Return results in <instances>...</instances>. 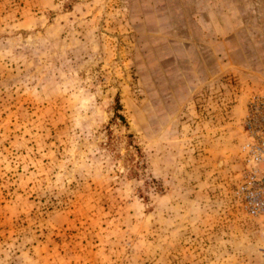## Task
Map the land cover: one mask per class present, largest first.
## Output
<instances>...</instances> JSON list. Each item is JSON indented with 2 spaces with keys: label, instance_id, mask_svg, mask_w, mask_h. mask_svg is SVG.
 <instances>
[{
  "label": "rangeland",
  "instance_id": "obj_1",
  "mask_svg": "<svg viewBox=\"0 0 264 264\" xmlns=\"http://www.w3.org/2000/svg\"><path fill=\"white\" fill-rule=\"evenodd\" d=\"M185 35L213 70L184 56L180 93ZM255 76L264 0H0V264H264L234 195Z\"/></svg>",
  "mask_w": 264,
  "mask_h": 264
},
{
  "label": "built area",
  "instance_id": "obj_2",
  "mask_svg": "<svg viewBox=\"0 0 264 264\" xmlns=\"http://www.w3.org/2000/svg\"><path fill=\"white\" fill-rule=\"evenodd\" d=\"M243 154L234 195L264 235V94H253L242 120Z\"/></svg>",
  "mask_w": 264,
  "mask_h": 264
},
{
  "label": "crops",
  "instance_id": "obj_3",
  "mask_svg": "<svg viewBox=\"0 0 264 264\" xmlns=\"http://www.w3.org/2000/svg\"><path fill=\"white\" fill-rule=\"evenodd\" d=\"M207 29V28H206ZM188 36H181V38H178L179 41L175 42V46H174V51H171L170 53H166L163 56V59H167V55H171V57H173V61L174 64L176 65L177 68L181 69V82L179 83L178 87L179 90L181 91L180 93L184 92L185 86L187 85V81H184V76H187V65L184 64V60L183 57L184 56H189L191 53L195 54L192 55V59L194 60V57L196 56L198 58V60L201 58V56L206 58V65L204 64V69L206 74H208V72H211L213 70V67L209 66L208 64V55L212 56V51L210 50V48H208L207 45H205L204 47L199 45V42H197L193 37L190 38V40L188 39ZM231 40V39H230ZM229 39H221L220 43H219V53H220V57L222 60L221 63V68L222 69H226V70H232V71H236V72H240L241 68H243V66L248 64V59H249V48H244V47H232L229 43L230 41ZM190 42V43H189ZM201 46V47H199ZM166 55V56H165ZM170 57V58H171ZM173 65V66H175ZM198 67L197 70L199 71L200 66L196 63H194V69L195 67ZM263 63L261 66H256L257 67H262ZM193 74V73H192ZM198 75V73H197ZM240 75V74H239ZM257 78V82L261 85V89H263L262 91H264V78L263 77H259V76H255V79ZM237 104L234 105V107H236V112L240 113L242 112V115L245 113V107H246V100H245V94L242 92L240 94H237Z\"/></svg>",
  "mask_w": 264,
  "mask_h": 264
},
{
  "label": "bare ground",
  "instance_id": "obj_4",
  "mask_svg": "<svg viewBox=\"0 0 264 264\" xmlns=\"http://www.w3.org/2000/svg\"><path fill=\"white\" fill-rule=\"evenodd\" d=\"M261 238H264V235H262Z\"/></svg>",
  "mask_w": 264,
  "mask_h": 264
}]
</instances>
